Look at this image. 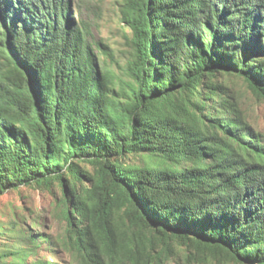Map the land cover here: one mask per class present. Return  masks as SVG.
Returning a JSON list of instances; mask_svg holds the SVG:
<instances>
[{
    "label": "trees",
    "instance_id": "16d2710c",
    "mask_svg": "<svg viewBox=\"0 0 264 264\" xmlns=\"http://www.w3.org/2000/svg\"><path fill=\"white\" fill-rule=\"evenodd\" d=\"M74 2L0 0V195L57 182L81 264H155L167 238L264 264V136L216 81L264 97V0H121L127 77Z\"/></svg>",
    "mask_w": 264,
    "mask_h": 264
},
{
    "label": "rangeland",
    "instance_id": "374dc122",
    "mask_svg": "<svg viewBox=\"0 0 264 264\" xmlns=\"http://www.w3.org/2000/svg\"><path fill=\"white\" fill-rule=\"evenodd\" d=\"M72 17L76 22L87 23L94 37L109 45L113 57H107V61L119 76L127 77L133 33L121 19V0H75ZM103 58L101 54L100 61ZM216 81L225 86L222 94L234 97L247 122L264 136V97L258 96L241 76L221 74ZM146 160L145 154L136 153L126 157L125 162L142 165ZM82 165L88 173H93L91 165ZM63 209V191L57 182L52 186L23 185L0 195V264L19 263L11 251H22L28 261L43 258L61 264H81L70 249ZM166 240L170 248L155 264H235L211 258L200 261L178 239Z\"/></svg>",
    "mask_w": 264,
    "mask_h": 264
}]
</instances>
